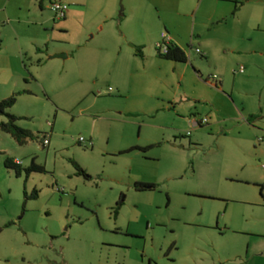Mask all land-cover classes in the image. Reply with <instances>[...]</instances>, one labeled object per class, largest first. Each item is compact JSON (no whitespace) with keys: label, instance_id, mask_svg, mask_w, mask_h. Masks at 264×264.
I'll return each instance as SVG.
<instances>
[{"label":"rangeland","instance_id":"rangeland-1","mask_svg":"<svg viewBox=\"0 0 264 264\" xmlns=\"http://www.w3.org/2000/svg\"><path fill=\"white\" fill-rule=\"evenodd\" d=\"M127 1L105 22L89 7L64 22L39 0H0V100L16 95L9 114L34 136L0 130V264H234L248 243L264 250V31L226 29L209 56L185 45L175 64ZM32 162L43 172L26 175Z\"/></svg>","mask_w":264,"mask_h":264},{"label":"crops","instance_id":"crops-1","mask_svg":"<svg viewBox=\"0 0 264 264\" xmlns=\"http://www.w3.org/2000/svg\"><path fill=\"white\" fill-rule=\"evenodd\" d=\"M65 1L66 4L74 7L70 8L65 4L67 10L63 18L64 22L73 13L76 14L81 8L88 7L100 12L98 21L105 22L116 16L118 8V0H58L56 2L64 4ZM38 4L42 12L45 6L50 10V5L49 3L45 5V0H39ZM50 12L54 19L53 12L51 10ZM126 13L137 30L142 32L144 29L147 32V29H155V38L152 41L154 47L157 44H174L186 54L185 45L189 49L195 46V53L201 57L209 56L210 45L228 39L222 37V32L232 29L233 34L246 37L251 36L253 32L264 31V0H128ZM44 21L49 20L46 18ZM44 21L42 20V23ZM228 23H231V26H228L230 25ZM137 38L139 41H136V44L142 49L145 43L140 37ZM212 83L217 87L220 81L217 79L216 83L213 81ZM188 123L193 128L201 125L190 117ZM258 139L257 144L261 146ZM235 258L234 264H264V250H258L248 243L247 252Z\"/></svg>","mask_w":264,"mask_h":264},{"label":"trees","instance_id":"trees-1","mask_svg":"<svg viewBox=\"0 0 264 264\" xmlns=\"http://www.w3.org/2000/svg\"><path fill=\"white\" fill-rule=\"evenodd\" d=\"M119 15H120V18L123 16L122 8H120ZM136 56L143 58V52L140 47L136 48ZM157 56L158 58L164 61L173 62L175 64H185L188 61V58L185 52L174 44H167L166 54H161L157 50ZM15 101H16V95H11L10 97L6 99L0 100V118L6 117L5 122H0V130L10 135L18 145H24L26 144L28 140H32L34 136L29 131L18 127L17 118L9 114V110L14 105ZM257 118H258L257 115H250L247 118V122L252 124ZM149 149L150 147L130 149L129 152L132 150H140L141 152H147ZM73 165L77 171L78 176H83L85 178H88L86 172L80 166H78L76 163H73ZM5 166L7 169L15 170L17 176L20 175L19 166L15 165L11 159L6 160ZM24 172L26 175L32 172H43V168L41 166L34 164V162H32L31 165L24 170ZM134 189L136 191H146V190L155 189V186L152 184L135 183ZM33 195L34 197L37 196L36 193H34Z\"/></svg>","mask_w":264,"mask_h":264},{"label":"built area","instance_id":"built-area-1","mask_svg":"<svg viewBox=\"0 0 264 264\" xmlns=\"http://www.w3.org/2000/svg\"><path fill=\"white\" fill-rule=\"evenodd\" d=\"M50 10L53 12L54 14V19L55 20H61L65 17V12L67 10V6L65 4H62L60 2H52L50 3ZM156 49L161 53V54H166L167 53V44H157ZM197 53H200L199 50H196ZM244 69L242 67L238 68V70L236 72L238 73H243ZM217 77L213 76L211 78V80L216 83L217 81ZM201 124H206L207 123V119H202L200 121ZM259 142L263 143L264 142V138H259L258 139ZM79 142H84L83 139H80ZM43 144L47 145L48 141L47 140H43ZM15 165H20V163L18 161L14 162ZM261 169L264 171V152H263V158L262 160L259 162Z\"/></svg>","mask_w":264,"mask_h":264},{"label":"water","instance_id":"water-1","mask_svg":"<svg viewBox=\"0 0 264 264\" xmlns=\"http://www.w3.org/2000/svg\"><path fill=\"white\" fill-rule=\"evenodd\" d=\"M122 0H120V4H121ZM51 59L52 58H62V59H65L66 58V55H54V56H51L50 57Z\"/></svg>","mask_w":264,"mask_h":264}]
</instances>
